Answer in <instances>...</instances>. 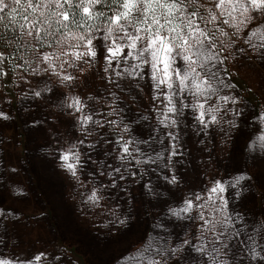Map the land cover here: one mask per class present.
Here are the masks:
<instances>
[{"label": "rangeland", "instance_id": "1", "mask_svg": "<svg viewBox=\"0 0 264 264\" xmlns=\"http://www.w3.org/2000/svg\"><path fill=\"white\" fill-rule=\"evenodd\" d=\"M20 8L22 11L24 5ZM16 19L22 22L19 16ZM96 25L104 27L100 21ZM66 31L70 36L81 34V30ZM96 43L103 41L94 40ZM0 52L7 57L11 49L0 44ZM18 63L23 68H16ZM52 63L60 76L51 71L32 73L23 58L0 63V69L7 72L0 79V111L9 117L0 118V210L14 214L0 220V234H4L0 255L4 258L27 261L43 252L47 259L39 264H126L121 258L140 248L149 233L153 238L163 237L160 243L168 247L181 245L184 239L198 243L201 222L187 218L197 215V210L182 212L179 217L170 211L181 209L185 199L193 198L195 193L204 199L209 195L223 197L230 210L249 219L264 216V150L254 147L251 152L245 151L250 140L264 135V63L260 60L235 58L221 66L226 83L234 85L229 79L233 76L241 86L223 89L221 95L233 96L237 102L225 104L220 100L222 109L230 107L232 111L222 110L218 119H223L206 133L193 126L190 113L180 118L178 128L159 126L154 105L160 107L161 101L152 100L151 81L140 80L139 88H128V80H119L123 90L117 88L109 83V77L117 78L111 69L104 71L102 54L91 65L73 61L74 66L64 64L61 68L60 60ZM63 75L74 79L64 82ZM46 88L52 91H42L38 98L33 95ZM72 96L81 98L84 115L116 124L99 127L89 122L86 128L91 135L82 133L76 116L70 114L72 110L63 106ZM125 125L129 129L123 132L125 139H148L172 131L178 136L175 143L179 154L169 162L165 153V159L157 165L137 168L134 161L125 164L137 176L126 174L120 180L117 175L115 188L103 187L111 185V179L99 172L108 171V164L119 166L114 142ZM81 139L85 140L81 160L86 166L78 169L77 182L60 168L58 156ZM164 145H169L166 136ZM140 147L147 150L146 145ZM153 147L159 151L161 145ZM241 173L248 179L232 187L233 178ZM173 175L177 182L168 183ZM218 180L223 183V192L205 191ZM93 187L103 197L99 206L86 202V194ZM56 256L60 259L54 260ZM177 256L182 257L180 264H196L190 248ZM168 264H176L175 258H169Z\"/></svg>", "mask_w": 264, "mask_h": 264}, {"label": "snow or ice", "instance_id": "2", "mask_svg": "<svg viewBox=\"0 0 264 264\" xmlns=\"http://www.w3.org/2000/svg\"><path fill=\"white\" fill-rule=\"evenodd\" d=\"M21 4L24 5L22 11ZM17 16L22 22H17ZM95 19L104 27L88 23ZM0 24L4 25L0 29V44L11 49L7 57L0 52V63L23 58L32 73L51 71L60 76L52 61L60 60L61 68L64 64L74 66L73 61L91 65L102 54L106 63L104 71L107 73L111 69L117 78L109 77V83L117 88L123 90L119 80H128V88H139L140 80H150L152 100L161 101L160 107L154 105V109L158 125L164 129L178 128L180 118H187L190 113L193 126L198 132L206 133L211 125L223 119L222 116L218 119L222 110L232 111L230 107L222 109L219 101L237 102L233 96L221 95L224 88L235 87L226 83L221 66L229 59L244 57L264 63V0H0ZM72 27L81 30V34L70 36L66 29ZM85 27L88 28L86 33L82 31ZM94 40L103 43L94 44ZM58 48L63 50L57 51ZM82 48L87 51H81ZM69 57L72 59H67ZM41 65L47 67L41 68ZM15 67L23 68V64ZM6 75L7 72L0 69V79ZM61 79L66 82L74 77L63 75ZM42 91L51 92L52 89L36 91L33 95L38 98ZM67 99L70 102L63 106L72 110L70 114L76 116L82 133L91 135L86 128L89 122L99 127L104 123L116 124V121L101 122L93 120L92 115H84V103L79 96ZM0 118L7 120L9 117L0 111ZM228 123L235 126L233 121ZM127 131L125 125L114 142L113 151L117 153L119 166L108 164V171L101 169L99 172L111 179V185L103 187L115 188L117 175L120 180H124L126 174L137 176V172L125 164L134 161L137 168L157 165L165 159V153L169 162L179 154L175 143L178 136L172 131L150 135L148 139L131 136L125 139L123 132ZM165 136L169 138L168 146L164 145ZM157 143L161 145L159 151L153 147ZM140 145H146L147 150ZM84 146L85 140H78L58 156L60 168L77 182L78 169L86 166L81 160L80 149ZM254 147L264 150V135L250 140L245 151L251 152ZM144 171L146 169L140 174ZM89 175L94 177L93 173ZM246 179L248 177L241 173L233 178L231 186L236 187ZM176 182L175 175L168 180V183ZM205 191L223 192V183L215 181L214 186ZM86 195V202L96 206L103 199L96 187ZM217 200L222 203L218 204ZM228 204L223 197L209 195L204 199L200 193L193 194V198L185 199L181 209L170 211L179 217L182 212L197 210V215L187 218L201 222L200 235L196 237L198 243L184 239L181 245L168 247L160 243L163 237L153 238L149 233L140 248L121 259L126 264H168L169 258H175L176 264H180L182 257L177 253L190 248L196 264H264V216L249 219L243 213L230 210ZM8 215L14 214L0 210V220ZM3 242L4 234H0V246ZM44 259L47 254L43 252L27 261L0 255V264H39Z\"/></svg>", "mask_w": 264, "mask_h": 264}, {"label": "trees", "instance_id": "3", "mask_svg": "<svg viewBox=\"0 0 264 264\" xmlns=\"http://www.w3.org/2000/svg\"><path fill=\"white\" fill-rule=\"evenodd\" d=\"M99 21H100L99 19H95V20H90L88 23H89V24H94V25H96ZM100 22H101V21H100ZM3 27H4V25H3V24H0V29H2ZM71 29L78 30V29H76L75 27H72ZM83 30H88V28L85 27ZM9 35H10V33H9ZM229 79H230V81H231L234 85H236L237 87L241 86V83L238 82L233 76H229ZM247 95H250L249 91H247Z\"/></svg>", "mask_w": 264, "mask_h": 264}]
</instances>
